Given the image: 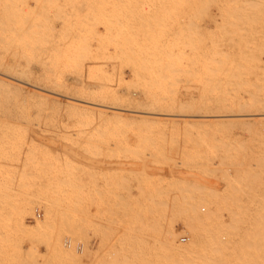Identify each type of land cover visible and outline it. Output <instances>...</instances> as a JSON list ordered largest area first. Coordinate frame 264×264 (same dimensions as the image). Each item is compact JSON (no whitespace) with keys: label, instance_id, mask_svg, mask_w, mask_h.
I'll return each mask as SVG.
<instances>
[{"label":"rangeland","instance_id":"374dc122","mask_svg":"<svg viewBox=\"0 0 264 264\" xmlns=\"http://www.w3.org/2000/svg\"><path fill=\"white\" fill-rule=\"evenodd\" d=\"M0 264H264V0H0Z\"/></svg>","mask_w":264,"mask_h":264},{"label":"bare ground","instance_id":"6f19581e","mask_svg":"<svg viewBox=\"0 0 264 264\" xmlns=\"http://www.w3.org/2000/svg\"><path fill=\"white\" fill-rule=\"evenodd\" d=\"M49 98H50V97H49ZM50 99H51V98H50ZM209 111H210V110H209ZM105 112H106V111H105ZM107 112H108V111H107ZM197 112H198V111H197ZM109 113H111V112H109ZM109 113H104V115H105V114L108 115ZM112 113H114V112H112ZM114 114H115V113H114ZM117 115H118V114H117ZM105 116H106V115H105ZM114 117H116V116H114ZM109 118H110V116H109ZM111 118H113V117H111ZM164 249H165V248H164Z\"/></svg>","mask_w":264,"mask_h":264}]
</instances>
